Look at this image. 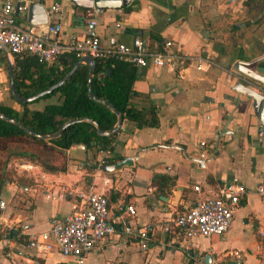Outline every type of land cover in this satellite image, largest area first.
<instances>
[{
    "label": "crops",
    "instance_id": "0c3cea01",
    "mask_svg": "<svg viewBox=\"0 0 264 264\" xmlns=\"http://www.w3.org/2000/svg\"><path fill=\"white\" fill-rule=\"evenodd\" d=\"M41 2L48 20L61 24L62 29L56 35L59 40L69 41L82 34L83 8L71 0ZM236 2L129 0L126 5L104 7L96 14L102 44L114 40L128 43L138 35L149 47L159 48L164 39H170L173 46L185 52H199L210 57L212 63L203 69H191L184 76L165 66L136 67L132 88L137 94L132 101L144 106L155 104L158 125L137 128L133 122L122 118L109 144V157L130 156V159L113 170L96 171L91 167L99 156L94 146L73 144L60 148L48 141L7 138L13 145L0 150V198L4 202V207L0 208V264H42L41 259L65 261L63 256H49L54 253L34 254L22 242L8 237L7 230L12 228L18 234H26L45 229L51 220L69 211L73 191L91 181L97 191L107 195L112 192L108 202L110 217H127L124 207L130 203L134 208L130 223L149 220L155 222V228L145 250L135 243L115 247L104 241L99 248L85 254L82 264H88L93 253L102 255L105 264H184L191 260L187 256L191 250L200 251L204 256L233 248L241 253L234 260L235 264H256L258 257L264 259V239L259 234V230L264 229V204L254 192L258 174L264 173V134L261 138L257 135L258 121L252 113L249 96L230 87L237 80L231 71L232 61L247 58L251 51L242 50L236 44L233 49L226 48L227 23L237 17ZM52 5H56V9L51 10ZM223 11L230 14L223 15ZM16 20L20 26L28 25L24 13L17 12ZM7 58L12 56H6L4 47L0 46V102L15 107L7 94ZM51 100L40 105L32 101L29 106L41 108ZM200 141H204L201 148ZM15 150L33 152L54 169H45L39 162L24 157L6 159ZM200 150L204 152L203 157L199 156ZM16 160L31 162L34 174L16 169L13 164ZM154 171L174 176L166 194H156L154 185L150 184ZM5 174L12 176L5 178ZM232 176L247 188L234 211L239 213L238 237L232 234L234 217L223 234L205 237L209 242L200 250L190 244L195 238L188 240L163 234L158 221L171 207L190 205L199 196L216 191L219 184ZM193 185H198L200 192L194 190ZM21 224L28 227L21 229ZM220 240L225 243L220 245ZM187 241L190 243L182 245ZM106 246L115 249L109 257L101 253ZM94 264H102V261Z\"/></svg>",
    "mask_w": 264,
    "mask_h": 264
},
{
    "label": "built area",
    "instance_id": "2783aa9c",
    "mask_svg": "<svg viewBox=\"0 0 264 264\" xmlns=\"http://www.w3.org/2000/svg\"><path fill=\"white\" fill-rule=\"evenodd\" d=\"M28 0H0V44L12 54H31L38 60L51 63L63 52L72 51L79 57L88 54L92 58L112 56L131 62L135 67L144 68L151 66H165L179 76H184L191 69H203L211 64L210 57L199 52H185L178 46H173L170 39H164L159 48H152L138 35L133 36L130 42L124 43L114 40L110 44H102L96 28V14L102 7L90 6L83 8L84 27L81 35L69 41H61L56 35L62 27L58 21L48 20L44 24H29L20 26L16 20V13L25 14ZM51 10L56 9L52 5ZM117 24V23H116ZM233 77L238 81L254 88L264 96V84L254 80L246 74L233 68ZM264 134L259 129L257 135L261 138ZM204 141L199 142L200 148ZM214 146V142L210 145ZM110 148L108 146L98 149L99 156L94 161L93 169L98 171L100 164L108 163ZM199 156L204 152L200 150ZM16 169H23L34 174V165L26 160L14 161ZM107 181V179H105ZM94 182L73 191L69 211L60 218L50 221L42 230L26 233V242L23 244L36 255L58 252L69 264H82L84 256L89 251L100 247L107 241L115 247L135 243L139 249H147L152 240L155 228L154 221L141 224L130 223L129 218L134 214L132 204L126 203L124 211L127 217H110L109 203L103 191L94 188ZM192 188L200 192L198 185ZM247 192L246 186L236 176L217 186L216 191L199 196L193 203L182 207H171L167 215L158 223L163 234H170L175 238L193 239L210 237L223 234L231 224L233 213L239 199ZM254 192L264 204V173L257 176ZM4 202L0 198V208ZM21 229H26L27 224H21ZM264 239V229L259 230ZM233 259L239 258L238 249H229L222 253ZM189 259L195 264H220L219 253L210 255V261H203L200 251L191 250L187 253Z\"/></svg>",
    "mask_w": 264,
    "mask_h": 264
},
{
    "label": "trees",
    "instance_id": "16d2710c",
    "mask_svg": "<svg viewBox=\"0 0 264 264\" xmlns=\"http://www.w3.org/2000/svg\"><path fill=\"white\" fill-rule=\"evenodd\" d=\"M77 58L74 52L66 51L61 53L55 61L47 64L31 54H12L13 85L16 92L26 96L43 89L60 78ZM93 59L92 91L97 96L107 99L118 110L121 119L125 118L133 122L135 127L158 125L155 104L149 103L144 106L132 101V97L137 94L132 88V82L136 77V67L129 61L112 56ZM86 82L87 64L81 62L61 84L29 102L15 100L7 89L8 95L18 103L19 107L15 108L0 102V113L14 118L35 132L43 134L55 131L63 121L74 117L90 118L100 129L108 130L115 122L116 114L104 103L95 101L88 96ZM48 97L52 100L45 102L41 108L29 106V103L36 99ZM113 136L114 133L109 135L98 134L92 122L81 119L65 125L57 136L43 139L28 134L19 125L0 118V139L20 137L37 142L48 141L60 148L81 143L99 149L106 146L110 148L109 144ZM164 142L165 140L162 143ZM17 156L34 162L37 161L45 169H54L35 153L26 150L12 151L6 159ZM117 159L119 156L108 157L107 161L114 163ZM93 166L94 164L91 165V167ZM60 169L63 168L60 167ZM5 178H9V176L5 174ZM17 179L20 180V178ZM173 182L174 176L163 172L154 171L150 177V184L154 185L156 194H166V189ZM112 195V192L106 194L108 202ZM240 201L241 198L239 203ZM7 236H11L22 243L27 240L25 234H18L12 228L7 230ZM40 262L42 264H66L65 261L43 262L42 259Z\"/></svg>",
    "mask_w": 264,
    "mask_h": 264
},
{
    "label": "water",
    "instance_id": "95a60500",
    "mask_svg": "<svg viewBox=\"0 0 264 264\" xmlns=\"http://www.w3.org/2000/svg\"><path fill=\"white\" fill-rule=\"evenodd\" d=\"M71 1L81 8L90 7L92 5L104 8V7H120V6L126 5L129 0H71ZM225 1L231 2L232 0H225ZM241 1L242 0H239V1L237 0L238 3H240ZM25 17H26V21L32 25L44 24L47 21V11L44 7V4L41 2V0H28L26 8H25ZM0 46L2 47L1 44ZM4 52L6 56L9 55L8 52L5 50V48H4ZM81 62L87 64L86 88H87L88 96L95 101L104 103L108 108H110L116 114V120L108 130L100 129L96 125V123L90 118L74 117V118H70V119L63 121L55 131L43 134V133L35 132L29 129L28 127L24 126L23 124H21L19 121L15 120L14 118L6 116L2 113H0V118L7 120L11 123H14L16 125H19L28 134H32L35 137L43 138V139H48V138L57 136L60 133V131L64 128L65 125H67L70 122L81 120V119H85V120L92 122L95 125L96 132L98 134L109 135V134L115 133L121 122V116L118 110L114 108L107 99L97 96L92 91L91 70L93 67L94 59L88 54L80 55L72 63L69 69L56 81L47 85L43 89L38 90L26 96L20 95L19 93L16 92L14 85H13L12 61L10 58H7V75H8L9 92L15 100L29 102L43 95L44 93L49 92L54 87L61 84L72 73L75 67ZM231 66L232 68L264 84V46L262 47V49L257 47V51L251 50L247 58H235L232 61ZM230 87L236 90L237 92H240V93H243L249 96L252 113L256 116L257 121H258V129H262L264 131V96L258 91H256L254 88L238 80L234 81L230 85ZM78 145L82 146L81 143H78ZM128 159H130V156H125L114 163L100 164L98 166V169L101 171H110V170H113L116 165L124 163ZM203 261L205 263H208L210 261V254L208 253L204 254Z\"/></svg>",
    "mask_w": 264,
    "mask_h": 264
},
{
    "label": "rangeland",
    "instance_id": "374dc122",
    "mask_svg": "<svg viewBox=\"0 0 264 264\" xmlns=\"http://www.w3.org/2000/svg\"><path fill=\"white\" fill-rule=\"evenodd\" d=\"M239 1V0H238ZM237 4V5H236ZM236 8L235 14L236 18L231 19L232 23H227V29L228 33L225 35L226 41V48L233 49L238 46L239 48H242V50L246 51H257V47L261 48L264 46V0H242L240 3H235ZM233 7V8H234ZM224 15H229L230 13H227L225 11L222 12ZM240 24V25H239ZM225 29V30H227ZM12 60V58H11ZM8 94V92H7ZM9 96V95H8ZM12 104L17 108V103L11 99L9 96ZM50 98H39L36 99L37 103L35 105H40L43 101L49 100ZM13 142L9 139H4L3 141H0V150H4V148L12 147ZM8 176H12V174H7ZM233 229L232 234L234 236L240 235V224H239V213H234L233 216ZM189 240V239H188ZM209 242L207 238L205 237H198L193 240V242L187 241L186 243H183L182 245L192 244L195 246V249L200 250L201 248H204L205 244ZM225 242L222 240L219 241L220 245H223ZM5 248V247H4ZM148 248V247H147ZM127 248L122 249V252H124ZM135 254H138L137 251L134 249H131ZM113 252H115V249L111 246H106L105 248L101 249V253H104L105 257H109ZM122 255V253L120 254ZM219 255L221 257V260L219 261L220 264H235L234 262H231L229 257L223 256L221 252H219ZM51 258L62 257L61 254L58 252L49 255ZM103 256L102 255H96L93 253V256L91 260L88 262V264H94L96 261H102V264H105L103 262ZM138 259V256H137ZM258 263L262 262L264 264V259L258 257ZM44 262V261H43ZM231 262V263H230ZM130 263V261H129ZM86 264V263H83ZM112 264V263H110ZM135 264H141L140 262H135ZM184 264H195L194 261L186 260Z\"/></svg>",
    "mask_w": 264,
    "mask_h": 264
},
{
    "label": "flooded vegetation",
    "instance_id": "af4514ba",
    "mask_svg": "<svg viewBox=\"0 0 264 264\" xmlns=\"http://www.w3.org/2000/svg\"><path fill=\"white\" fill-rule=\"evenodd\" d=\"M237 1V0H236Z\"/></svg>",
    "mask_w": 264,
    "mask_h": 264
}]
</instances>
